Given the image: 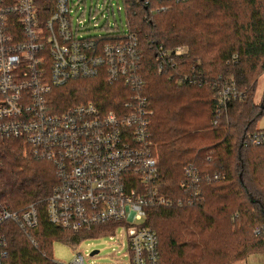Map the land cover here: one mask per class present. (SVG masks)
<instances>
[{
	"label": "trees",
	"instance_id": "trees-1",
	"mask_svg": "<svg viewBox=\"0 0 264 264\" xmlns=\"http://www.w3.org/2000/svg\"><path fill=\"white\" fill-rule=\"evenodd\" d=\"M122 2L126 27L117 21L111 27L108 15L98 29L104 41L124 27L139 37L144 94L153 111L149 130L158 190L178 196L187 164L202 175L201 201L147 209L144 224L158 237L160 264H233L264 251V146L242 145L264 115V78L258 94L264 74V0H185L162 12L150 11L141 0ZM151 41L184 45L188 51L177 67L159 73ZM185 75L194 80L179 81ZM223 80L233 81L241 96L217 114L215 89ZM128 93L123 84L110 85L98 76L53 87L49 102L51 111L87 101L118 111ZM24 147L19 138H0V210L34 193L43 175L54 181L52 164L24 157ZM204 174L218 177L204 179ZM42 191L47 194L49 187L43 185ZM85 233L49 224L39 205L34 243L12 221L0 224L7 249L3 264H56L53 240L76 243Z\"/></svg>",
	"mask_w": 264,
	"mask_h": 264
},
{
	"label": "built area",
	"instance_id": "built-area-1",
	"mask_svg": "<svg viewBox=\"0 0 264 264\" xmlns=\"http://www.w3.org/2000/svg\"><path fill=\"white\" fill-rule=\"evenodd\" d=\"M141 1L150 11L162 12L185 0ZM79 8V2L71 0H0V138L21 139L28 156L54 167L47 194L39 182L34 193L13 201L11 208H1L0 224L12 221L34 243L32 232L42 205L49 224L74 233L117 224L127 238L129 264H160L158 237L144 224L147 209L201 201L202 175L187 164L180 194L171 198L159 192V166L149 130L153 111L144 94L139 37L126 24L124 32L110 41L100 34L83 36L90 28L99 30L94 19L98 9L90 7L84 22L85 10L78 12ZM151 43L159 73L177 67L188 51L184 45ZM98 76L128 88L118 111L100 109L91 101L51 111L53 87ZM240 96L233 81H219L216 113ZM242 145L264 146V129L246 133ZM211 177L218 176L203 175ZM92 255L77 252L71 262L62 264H85L84 258ZM6 257L0 234V264Z\"/></svg>",
	"mask_w": 264,
	"mask_h": 264
},
{
	"label": "rangeland",
	"instance_id": "rangeland-1",
	"mask_svg": "<svg viewBox=\"0 0 264 264\" xmlns=\"http://www.w3.org/2000/svg\"><path fill=\"white\" fill-rule=\"evenodd\" d=\"M71 1L79 2L80 8L78 12H81L82 9L85 10L83 18L84 22H86L88 18L90 7H92V10L95 8L98 9V13L94 17V19L97 20L98 25L104 23L108 15H110L108 20L111 27L114 26L115 21L119 24H125L126 22L122 0H84L85 4L82 3V0ZM118 4L121 6L120 11L117 10ZM73 10L76 11L77 6L73 7ZM87 34H100V30L90 28L89 32L82 33L83 36H86ZM263 78L264 74L260 80L258 94L261 93ZM22 154L24 157H28L25 147ZM39 182L41 183L42 190L43 185L50 189L51 180L49 182L48 174L40 177L36 182V186ZM122 231V227L117 224L102 225L83 234L76 243L53 240L51 244L53 261H55L56 264L68 263L74 259L77 252L86 255L90 254L93 250H98V252L91 257L84 258L85 264H129V257L127 255V238L122 235ZM261 255V252H253L245 258L235 261L233 264H261Z\"/></svg>",
	"mask_w": 264,
	"mask_h": 264
},
{
	"label": "crops",
	"instance_id": "crops-1",
	"mask_svg": "<svg viewBox=\"0 0 264 264\" xmlns=\"http://www.w3.org/2000/svg\"><path fill=\"white\" fill-rule=\"evenodd\" d=\"M257 128L258 129H264V115L259 119L257 123Z\"/></svg>",
	"mask_w": 264,
	"mask_h": 264
},
{
	"label": "water",
	"instance_id": "water-1",
	"mask_svg": "<svg viewBox=\"0 0 264 264\" xmlns=\"http://www.w3.org/2000/svg\"><path fill=\"white\" fill-rule=\"evenodd\" d=\"M97 252H98V250H93V251H91V254H95Z\"/></svg>",
	"mask_w": 264,
	"mask_h": 264
}]
</instances>
